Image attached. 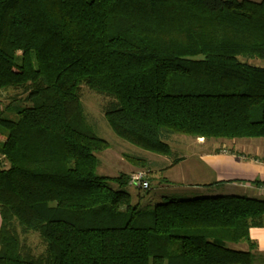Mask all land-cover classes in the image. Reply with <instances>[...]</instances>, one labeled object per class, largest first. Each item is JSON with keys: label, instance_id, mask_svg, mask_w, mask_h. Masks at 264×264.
<instances>
[{"label": "trees", "instance_id": "obj_1", "mask_svg": "<svg viewBox=\"0 0 264 264\" xmlns=\"http://www.w3.org/2000/svg\"><path fill=\"white\" fill-rule=\"evenodd\" d=\"M257 60L264 0H0V264H259L250 232L264 229V199L165 196L141 208L149 190L134 198L131 174H99L110 143L82 102L83 87L102 95L115 134L171 158L166 171L183 161L173 136L264 138Z\"/></svg>", "mask_w": 264, "mask_h": 264}, {"label": "rangeland", "instance_id": "obj_2", "mask_svg": "<svg viewBox=\"0 0 264 264\" xmlns=\"http://www.w3.org/2000/svg\"><path fill=\"white\" fill-rule=\"evenodd\" d=\"M255 65L264 67V61L257 60ZM83 106L89 119L92 131L100 138L110 143V148L97 153L99 164V174L102 176H117L119 174L129 173L131 176L137 172H145L147 179L150 181L149 194L147 191L139 189L134 185L128 187V191L137 198L138 193L146 194L145 198L140 201L141 208L148 209L155 207L161 203L163 197L187 199L199 198L200 196L212 195H233L244 196L248 198L264 199V194L261 196H254L247 193L242 182H225L220 187H215L212 190L204 188L202 185H209L222 179L224 181L228 178L237 177V172L233 169L230 174H215L213 168L219 169L218 159H214L210 155L214 151L228 152V154L237 151L243 152L246 155L251 154L254 150L264 151V144L253 145L249 141L252 139H235V140H210L206 142L203 139H192L187 136H173L169 142L171 146L172 159H183L182 165L170 170H162V168L171 163V158L157 156L156 154L145 152L136 146L134 147L128 142L121 140L111 129L109 122L104 116L103 107L106 99L97 93H93L89 88L83 87L82 90ZM6 95L4 94L3 97ZM7 100L3 99L1 109H5L8 104ZM4 117L16 119L15 114L8 113ZM7 131L0 125V143H3L8 138ZM201 141V143L199 142ZM139 155L149 159L153 165L151 172L148 170H139L133 167L127 159V156ZM215 166V167H214ZM168 181V182H167ZM1 211H0V228H1ZM30 245L34 248L37 254L43 252L44 246L38 235L28 237ZM246 243L233 246L236 250L246 249ZM165 264V262H163Z\"/></svg>", "mask_w": 264, "mask_h": 264}, {"label": "crops", "instance_id": "obj_3", "mask_svg": "<svg viewBox=\"0 0 264 264\" xmlns=\"http://www.w3.org/2000/svg\"><path fill=\"white\" fill-rule=\"evenodd\" d=\"M201 143V141H199ZM253 145L264 144V138L252 139L249 141ZM214 159H218L219 169L213 168L215 174L224 175L233 173V169L236 170L237 177L235 179L228 178L222 181V179H217L215 183L219 182H242L246 192L254 196H261L264 194V151L254 150L251 154L246 155L243 152L234 151L230 154L228 152H216L214 151L211 155ZM174 166L176 168L181 166ZM172 168V169H173ZM168 182V181H167ZM212 185V184H209ZM251 239L257 242L259 252L258 261L259 264H264V229L253 228L250 232ZM247 250L248 245L245 246Z\"/></svg>", "mask_w": 264, "mask_h": 264}, {"label": "built area", "instance_id": "obj_4", "mask_svg": "<svg viewBox=\"0 0 264 264\" xmlns=\"http://www.w3.org/2000/svg\"><path fill=\"white\" fill-rule=\"evenodd\" d=\"M131 184L138 187L139 189L148 190L150 188V181L147 179L145 172H137L131 176Z\"/></svg>", "mask_w": 264, "mask_h": 264}]
</instances>
